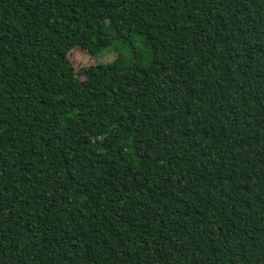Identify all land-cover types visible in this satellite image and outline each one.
Masks as SVG:
<instances>
[{"label": "trees", "instance_id": "16d2710c", "mask_svg": "<svg viewBox=\"0 0 264 264\" xmlns=\"http://www.w3.org/2000/svg\"><path fill=\"white\" fill-rule=\"evenodd\" d=\"M0 264H264V0H0Z\"/></svg>", "mask_w": 264, "mask_h": 264}, {"label": "rangeland", "instance_id": "374dc122", "mask_svg": "<svg viewBox=\"0 0 264 264\" xmlns=\"http://www.w3.org/2000/svg\"><path fill=\"white\" fill-rule=\"evenodd\" d=\"M124 43H123V42ZM139 43H136L134 39L129 40H123L121 39L115 42L111 47H109L107 50H113L116 54H122L127 55L129 49L131 48V45H137ZM104 50V51H107ZM103 51V52H104ZM114 52H106L103 55H101L99 58L95 59L92 57L88 52L82 51L79 48H74L69 53V60L73 66V74L66 77L65 79V85L67 89L71 92H75L78 90V81L82 78L77 76V72L83 68L88 66H95L97 63H107L112 61L115 58Z\"/></svg>", "mask_w": 264, "mask_h": 264}]
</instances>
